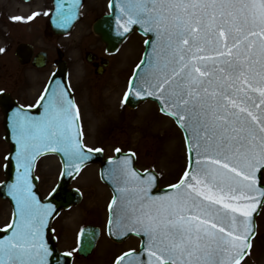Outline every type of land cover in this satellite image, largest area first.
Returning <instances> with one entry per match:
<instances>
[{
    "label": "snow or ice",
    "instance_id": "snow-or-ice-1",
    "mask_svg": "<svg viewBox=\"0 0 264 264\" xmlns=\"http://www.w3.org/2000/svg\"><path fill=\"white\" fill-rule=\"evenodd\" d=\"M115 8L123 32L138 25L151 49L123 103L154 98L182 129L188 151L183 174L160 195L155 171L134 167L135 153L109 161L110 234L143 238L139 251L123 252L115 264H244L254 214L264 211V0H118ZM69 18L61 14V26ZM37 106L44 109L38 117L22 107L11 117L16 148L4 159L5 167L15 161V180L6 185L14 212L0 228V264H59L46 239L56 209L33 190L36 161L62 154V174L72 175L103 151L83 142L79 108L60 81Z\"/></svg>",
    "mask_w": 264,
    "mask_h": 264
},
{
    "label": "rangeland",
    "instance_id": "rangeland-1",
    "mask_svg": "<svg viewBox=\"0 0 264 264\" xmlns=\"http://www.w3.org/2000/svg\"><path fill=\"white\" fill-rule=\"evenodd\" d=\"M102 1L101 7L90 4L93 1L88 3L81 26L70 36L55 39L51 33L41 32L38 28L33 32H24L25 34L19 30L15 41H9L11 46L0 54V89L11 90L24 102L36 99L52 65L47 71L20 67L14 58V44L19 39H30L38 42V48H43L44 43L42 46L39 41L41 38L43 41L48 38L47 42L51 43L47 48L52 51L53 56L57 57L56 46H59L68 60L72 86L82 109L86 144L92 148H103L109 154L117 147L133 150L138 155L140 167L157 170L162 177L161 184H171L178 180L187 166L188 153L183 134L172 118L159 111L154 101H143L137 108H130L123 103L130 76L141 59L145 38L135 31L116 53L107 54L104 43L89 25L99 13L106 10L107 0ZM6 29L0 24V30ZM46 33L52 37L44 35ZM88 51L94 52L98 58L109 56V66L102 75H96L92 63L86 60ZM30 87L32 99L28 100L24 93ZM2 121L0 111V181L4 177V157L8 150V144L3 140ZM60 169V162L52 156L43 157L38 162L37 174L44 194L53 188ZM72 184L82 190L84 198L78 206L62 212L55 219L54 228L60 248L75 254L73 264H112L116 255L137 246L135 238L114 243L105 239L104 235L91 256L84 258L76 255L75 247L78 245L81 228L86 224L104 226L110 191L100 183L94 165L87 167ZM93 189L101 191L100 195ZM10 216V205L6 201H0V224L9 222ZM71 218H75L74 226H70ZM252 244L251 254L244 264H264V211H260L257 216V229Z\"/></svg>",
    "mask_w": 264,
    "mask_h": 264
},
{
    "label": "water",
    "instance_id": "water-1",
    "mask_svg": "<svg viewBox=\"0 0 264 264\" xmlns=\"http://www.w3.org/2000/svg\"><path fill=\"white\" fill-rule=\"evenodd\" d=\"M111 1H112L110 4V5H112L110 7L111 12L100 17L96 21V23L94 24V29L96 32H98L101 35L102 40H104L106 42L107 49L109 51H115L118 48V46L121 44V42L135 28H138V30L141 32H143V30L138 25H135V26L131 27V30L128 33H124L123 29L119 26V23H118L119 10L117 8H115V4L118 2V0H111ZM77 4L73 5V3H72L73 6L67 5V7H69V9H71V12L67 10L65 13H61V10L66 6V1L65 0H58V6L60 8V12H56L54 14V17L52 18V20L56 26L55 28L57 30L68 29L74 23V21L78 17V6H77ZM61 14H64V15H67L70 17L67 20V22L64 23L62 26H61ZM120 22L122 23V21H120ZM146 51H151V49L148 45H146L145 53H146ZM145 53H144V56H145ZM135 71H138V69L136 68ZM64 75H65V68L61 64V65H59L58 70L54 73V76H53L49 86L50 85L54 86V83L56 81H60L64 86H66V84L64 82ZM141 100H143V99L137 98L133 95L129 98L127 103L129 105L135 107V106H137V104ZM1 104L3 105V109H4V112L6 114V123H5L6 129H7L6 137L8 140H12L11 141L12 142L11 143V153L9 155H14L16 145H15L13 138L11 137L12 136L11 117H12V114L20 107L16 106L13 102H10V100L4 99V98L1 100ZM35 111H37V112H35ZM35 111L31 112L28 110L27 113L29 115L38 117L43 113L44 109H43V107H39L38 110H35ZM10 138H12V139H10ZM127 154H129V153H122V152L117 153L116 157L105 160L103 158L102 152H99V153L93 152L90 154V159L87 160L81 166V168L89 162L100 161L101 162V174H102L103 178L112 186V188L115 191V184H114V182H113V180L109 174L113 165H111L109 163V161L122 158L124 155H127ZM60 155L62 156V154H60ZM62 159H63V156H62ZM133 163H134V157H133ZM134 167H135V164H134ZM63 172H64V170H63ZM76 174L77 173L74 170H73L72 175H63L62 174L60 183L57 186V188L53 191L51 196L45 201L41 200L42 202L50 203L55 207L56 212L52 215V217L55 214H57L62 208L69 207L71 204L79 201V198H80L79 194L76 192L75 189H71L69 187L71 179ZM15 176H16L15 161H12V163L6 167V177H7L6 180L0 184V196L5 197L6 194H8L9 190H8L6 185L14 182ZM37 183H38V178L34 175V171H33V185H34L33 190L36 192L37 196L40 198V192L38 191ZM166 190H168V188H160V189L155 188L154 194L160 195V194H163V192ZM258 212H259V210H258ZM257 214H254V222H255V217ZM52 217H50L49 225H50V221H51ZM255 227H256V223H255ZM88 229L89 228H87L85 230L84 234H86ZM111 231L115 232V229H112ZM49 232H50V226L46 230V239L48 240L49 246L51 248H54V250H55L54 256H53V261L59 260V264H70V257L69 256L65 257L63 254H60L58 252V250L56 249L55 244H54V239L49 236ZM109 232H110V229H109ZM120 234H122V233H117L115 235L119 236ZM4 235H6V233L0 232V238H2ZM115 235H111V236H115ZM116 238H120V237H116ZM95 240H96V237H95V239L94 238L90 239L88 235H84V237L82 238V247H84L83 250H85L86 252L87 251L89 252L92 249V247L94 246Z\"/></svg>",
    "mask_w": 264,
    "mask_h": 264
},
{
    "label": "flooded vegetation",
    "instance_id": "flooded-vegetation-1",
    "mask_svg": "<svg viewBox=\"0 0 264 264\" xmlns=\"http://www.w3.org/2000/svg\"><path fill=\"white\" fill-rule=\"evenodd\" d=\"M5 11H14L17 14L25 18L23 23H27L32 30H36L39 27H46L45 17L51 11L52 0H4ZM95 5H99L96 2ZM16 7V8H14ZM16 9V10H15ZM34 12H39L40 15L36 16L35 19L27 20V17L31 16ZM22 41V40H20Z\"/></svg>",
    "mask_w": 264,
    "mask_h": 264
},
{
    "label": "bare ground",
    "instance_id": "bare-ground-1",
    "mask_svg": "<svg viewBox=\"0 0 264 264\" xmlns=\"http://www.w3.org/2000/svg\"><path fill=\"white\" fill-rule=\"evenodd\" d=\"M76 224L75 218H71V224L70 226H74Z\"/></svg>",
    "mask_w": 264,
    "mask_h": 264
}]
</instances>
